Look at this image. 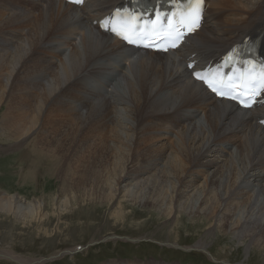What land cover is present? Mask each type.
I'll return each mask as SVG.
<instances>
[{
	"label": "bare ground",
	"instance_id": "6f19581e",
	"mask_svg": "<svg viewBox=\"0 0 264 264\" xmlns=\"http://www.w3.org/2000/svg\"><path fill=\"white\" fill-rule=\"evenodd\" d=\"M20 1L11 0L8 5L3 4L0 10V17L8 13L0 21V29L10 30L12 26H19L13 29L22 31L27 27L23 38L9 32L2 36L0 87L4 85L8 90L6 96L1 91L0 97L5 98L7 106L3 120L8 136L13 138L22 135L23 140L19 145L16 144L24 148L21 158L32 164L38 159L34 166L36 170L39 165L45 164L40 163L41 160H50L51 165L49 162L44 171L48 173L61 166L57 163L58 159L66 157L69 148L71 159L74 156L76 158L80 149L86 148L100 153V158L112 157V175L108 183L106 181L108 190L106 187L102 200L111 201L116 197L114 203L119 211L114 216L117 218L123 215L120 203L140 202L143 195L140 196L137 191L146 188L144 183L156 182L158 172H163L166 178H173L170 186L171 189L175 188L174 199H170L167 208L162 211L168 218L173 212V216H178L189 206L184 204L186 207L181 209L185 202H182V198L195 184V180L206 173L199 188L192 189L196 196L192 197L190 208H195L198 203L193 214L196 213V217L205 221V224L209 223V229L215 225L219 229L233 226L235 230L250 227V238L259 234L258 238L262 240L256 239L255 243L264 249V223H261L264 219V203L258 204V199L253 201L260 195L254 196L256 190L263 191L264 188V126L259 123L264 118V95L259 106L239 110L231 102L214 98L190 78L187 69L188 62L203 64L210 59H217L230 47L258 35L264 48V0H251V6L246 9L241 8L237 0H206L203 24L172 53L135 49L111 34L100 31L97 24L94 25L96 18L125 0H85L78 6L64 3L63 0ZM16 7L26 9L21 11L16 10ZM37 10L39 14H36ZM84 27L87 28L86 32ZM76 36H80L78 43L72 41ZM10 38H15L13 52L5 50L8 43L12 44ZM53 40L56 44L51 50L50 47L45 48V52L53 57L61 56L62 47L64 51L70 47L68 54L63 56L67 60L55 66L47 58L34 54L35 48L41 52L45 47L40 46L43 41L50 45L49 41ZM100 59L115 62L112 63L111 75L102 83V79L96 76L106 67L93 66ZM19 62L21 66L12 80V87L8 86L9 76L4 72L10 73L9 68L14 69ZM120 74L122 80L126 81V88L122 87L123 93L118 89L115 91L116 86L110 85L115 75ZM100 83V88L96 89L94 85ZM96 96L102 99L95 102L93 98ZM143 102H146L145 105H141ZM120 104H125L127 121L115 111ZM82 108L86 109L84 113ZM123 121L128 122L127 127L121 123ZM70 123H76L73 138L80 135L82 140L73 148L72 140L67 142L64 139L66 142L62 143L59 138L63 134L62 128ZM38 126L43 131L49 129L53 136L47 131L48 134L39 132L36 140L31 139L30 135L28 137L27 134ZM139 127L140 132L137 130ZM180 127L179 141L172 139L168 143L175 128L179 130ZM68 129L72 130L69 126ZM161 130L163 132L159 134ZM123 134L126 135L125 139ZM110 140L117 144L111 145ZM138 158L143 160L142 164L138 163ZM221 161L223 165L209 173L208 170ZM256 168L263 170L261 176L254 172ZM190 172L198 175L196 179ZM230 175V183L224 182L226 187L220 190L223 179L227 181ZM145 202L161 204L158 196L155 199L152 196L149 201L147 198ZM37 203L21 202V198L13 194L0 192V211L16 218L24 217L25 213L32 215L35 211L40 214L41 203ZM197 225L200 224L194 223L192 227ZM0 253L8 255L1 250ZM101 264L163 263L110 260Z\"/></svg>",
	"mask_w": 264,
	"mask_h": 264
},
{
	"label": "rangeland",
	"instance_id": "374dc122",
	"mask_svg": "<svg viewBox=\"0 0 264 264\" xmlns=\"http://www.w3.org/2000/svg\"><path fill=\"white\" fill-rule=\"evenodd\" d=\"M10 1L11 0H0V10L3 8V4L4 6L8 5L7 3H10ZM237 1L243 9L249 8L252 4L251 0ZM25 9V7H16V10L24 11ZM36 12V14L40 13L38 10ZM7 15L8 13L5 12V14L0 17V21H3ZM86 24H88V22ZM14 27L19 26H12L10 30L7 28L0 29V42L3 38L2 36L8 32L9 34H17L21 38L25 37L24 35L27 32V27L23 28L21 26L20 28H23L22 31L13 29ZM84 30L86 32L87 28L84 27ZM14 40L15 38L11 40L12 44L8 43V46L6 45L7 49L5 48V50H9L10 52L14 51ZM78 40H80V36H76L72 41L78 43ZM49 43L50 45L43 41L40 44L41 48L42 45L45 46L41 52H37L36 46H32V48H35L34 54L38 53L45 59L47 58L46 60H50L54 66L66 61L67 59L63 58L70 51V47L66 48L65 51L64 47H62L63 53L61 56L53 57V55L45 52V48L50 47L49 50H51V47L56 44V42L53 40L49 41ZM95 63L93 66L98 65L106 67V69L99 72L96 78L99 77L100 80L104 79L107 81L106 79L111 75L112 63L115 62L100 59ZM20 66L21 62L12 70L9 68L10 73L7 71V73L4 72L6 76H9L8 86L12 87V80H14L15 74ZM19 78L20 77L15 80V83ZM111 82V87L116 86L115 91L118 89L123 93L122 87L126 88V81L122 80V74L115 75ZM46 83L47 82H45V84ZM99 88L100 87H96V89ZM7 90L8 89L4 88V85L0 87V92L3 91L4 96H6ZM105 95L108 96V94ZM98 97L96 96L93 100L99 102L102 98L101 96ZM145 103L146 102H143L141 105H145ZM117 106L118 108H116L115 111L117 114L120 113L118 116L127 121L125 104ZM5 111H7L5 98L0 97V192L13 194L21 198V202L25 201L26 203L38 204L37 201H39L41 203V209L39 208L40 214H36V211H33L34 213L32 215L25 213L26 215L24 217L21 216V218H16L12 214H6L0 211V250L4 251L5 254L7 253L9 256H13L9 258L8 255L0 253V264H101L110 260L122 262H131L134 260H139L141 262L159 261L163 264H264V249L259 248L257 243H255L256 239L259 241L262 239L258 238L259 234H255V236L250 238V227L245 226L235 230L233 226L219 229L215 225L209 229V223L205 224V221L199 220L196 217V213L193 214L198 203L195 204V208H190L191 200L196 196L192 189L199 188L206 173L201 175L197 181L195 180V184L190 187L188 193L182 198V202H184V200L185 202L181 205V209L186 207L184 204H189V208L186 207L185 211L179 213L178 216H173V212L172 216L170 215L171 217L168 218L165 212L162 211V209L165 210V208H167L166 206L168 202H170V199H174L175 188L173 189L172 187V190L170 186L173 178H166L163 172L157 171L158 178H155L156 182L155 180L152 181L155 182V184H152L151 181L147 182V184L144 182L140 184L141 186L143 183L146 185L144 190L140 189L137 191L140 196L143 195L141 199L139 198L141 200L140 202H136L135 204L130 201H122L120 203V210L123 215L117 218L114 216L116 212L119 211L117 205L114 203L116 197L111 201L104 200L103 202L102 200V196L105 192L104 190L107 187L106 181L109 179V176L112 175L110 173L114 166L112 162L113 159H111L112 157H107V161L103 157L100 158V153L97 151L86 148L84 150L80 149L79 153L77 151L78 157L76 156L75 158L74 156L71 159L69 157L71 149L69 148L66 154L68 158L63 157L58 159L59 161L57 163L59 166L61 165L60 167L58 166V171H53L51 169L48 173L44 172L48 168L47 164L50 160H41L40 163L45 164L39 165L38 171V169H34L38 159L32 164L21 158V153H23L22 151L24 148L17 145L23 140L22 135L14 136L13 138L12 136H8L9 132L5 129V122L3 120ZM85 111L86 109L82 108V112L84 113ZM128 122L130 123V120H128ZM128 122L123 121L121 123L127 127ZM131 124L135 126V123L131 122ZM75 125L76 123H70V125H68L72 129L71 131H69L68 126L62 128L61 131L63 134L61 137L59 136L62 143L72 140V148L73 145L82 143L80 135L73 138ZM37 128L32 129L27 136L30 135L31 139L36 140L39 132L46 134H48L47 131L49 132V129L43 131L39 126ZM3 129L6 131L4 134ZM137 130L140 132V127ZM180 131L181 127L179 130L175 128L172 137L168 138V143L172 139L178 142L181 134ZM162 132V130L158 131L159 134H162ZM49 134L53 136L51 131ZM123 136L125 139L126 135L123 134ZM64 139L66 141H64ZM88 141L90 142L92 140L88 139ZM109 143L114 145L116 141L110 140ZM233 148L234 147H231V149ZM91 152L95 155L91 154ZM89 156L92 158V161ZM94 156H97L99 159ZM102 158L104 161H100ZM75 159L78 160L76 161ZM142 162L143 160L138 158V163L142 164ZM90 163L92 164L90 165ZM223 163V161L220 163L217 162L216 165L208 170L209 173L220 168L219 166L223 165ZM84 164L86 166H84ZM96 164H98V169ZM93 170L99 172H94ZM254 172H256V174L258 173L259 176L263 174V170L260 168H256ZM88 175L89 177H87ZM191 176L196 179L198 175L196 173H191ZM230 178L231 175L228 176L227 181L223 179L222 186L219 188L220 190L222 189L223 191L225 189L226 186L224 182L227 184L230 183ZM161 186H163L162 190H160ZM101 188L104 189L101 191ZM163 189L166 190L165 193ZM263 193L264 188L263 191L256 190L254 196L256 194L260 195L258 198L253 199V201L255 202L258 199V204L261 202L264 203ZM152 196L154 199L158 196L162 206H160L161 204L156 205L152 204V202H145L147 198L149 201ZM208 204L209 202H207V205ZM169 206H171V204ZM21 209L24 210L23 207ZM263 220L261 221L262 224L264 223ZM214 222L215 224L218 223L217 221ZM192 223H199L200 225L192 227ZM211 229L213 230L210 231ZM17 258H19L21 262H19L20 260ZM22 260L28 262H23Z\"/></svg>",
	"mask_w": 264,
	"mask_h": 264
},
{
	"label": "snow or ice",
	"instance_id": "6c2138e0",
	"mask_svg": "<svg viewBox=\"0 0 264 264\" xmlns=\"http://www.w3.org/2000/svg\"><path fill=\"white\" fill-rule=\"evenodd\" d=\"M73 2L81 3L82 0H73ZM202 2L203 0H195V3H190L180 20L170 25L167 31V39L170 47H178L179 42L183 40L186 33H192L199 27ZM106 30H110L114 35L128 43L136 42L129 35L130 29L126 26L119 28L113 26ZM167 50V48L163 49V51ZM209 75H202L200 72L193 73L196 80L202 81L217 96L225 99L238 100L245 108H251L257 102V98L261 94H264V69L261 70L258 77H253L249 74L247 77L238 78L240 80L239 84L232 78L226 82L223 79H217L215 75H211V78H209Z\"/></svg>",
	"mask_w": 264,
	"mask_h": 264
}]
</instances>
